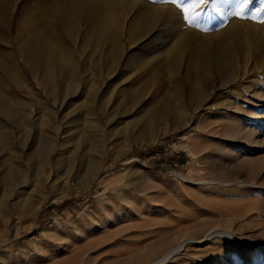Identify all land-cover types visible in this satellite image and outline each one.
Wrapping results in <instances>:
<instances>
[{"label":"rangeland","instance_id":"374dc122","mask_svg":"<svg viewBox=\"0 0 264 264\" xmlns=\"http://www.w3.org/2000/svg\"><path fill=\"white\" fill-rule=\"evenodd\" d=\"M13 1L15 20L40 22L46 13L37 0ZM230 1L223 0L224 12L205 9L196 21L202 27L195 28L176 5L154 0L163 14L186 25L174 37L231 35L244 51L232 60L229 82L209 77L212 89L200 107L182 98L180 119L163 115L151 132L149 127L140 134L141 120L120 114L113 102L121 74L114 72L102 109L81 97V86L71 93L76 101L53 104L43 94L45 122L34 111L30 120L1 123L9 137L0 141V264H150L178 245L163 264H264V59L254 57L244 36L254 29L264 50V25L227 22L222 14L235 6ZM3 40L0 49L10 53ZM128 53L147 56L140 48ZM14 56L15 69L36 94L28 65L16 50ZM164 73L158 85H173L182 70ZM134 81L127 74L122 84ZM22 97L27 103L28 93ZM205 109L196 129L195 114ZM47 137L48 151L37 160L31 147ZM222 230L243 239L241 244Z\"/></svg>","mask_w":264,"mask_h":264},{"label":"bare ground","instance_id":"6f19581e","mask_svg":"<svg viewBox=\"0 0 264 264\" xmlns=\"http://www.w3.org/2000/svg\"><path fill=\"white\" fill-rule=\"evenodd\" d=\"M233 1L236 3V0ZM211 3L216 6L214 11H225L223 0H212ZM15 4L13 0H0V38L11 49L10 53L7 47L0 49V141L9 137L8 132L2 133L1 123H12L19 116L30 120L34 111L41 122L47 120L48 102L44 101L43 94L56 104L60 98L75 100L71 93L75 88L84 86L81 97L84 96L89 103L97 101L99 108H104L106 93L113 87L110 77L114 72L121 73L120 81L114 84L118 87L113 98L118 112L140 119L143 123L140 134L149 127L151 132V127L160 122L163 115L169 114L174 121L183 117L180 107L182 98L192 107H200L207 101L208 92L212 89L209 77L215 75L218 83L229 82L234 73L232 60L244 52L239 40L232 39L231 35L217 33L219 38H214L216 41L210 35L194 39V35L186 32L182 36L178 32L174 37L176 30L180 31L186 25L172 13L163 14L162 5L157 6L154 0H37V4L46 10L40 22L30 17V20H15ZM258 6L252 0L249 10ZM227 14L225 12L222 16L227 17ZM237 20L239 18L226 19L229 23ZM162 27L164 29L160 30ZM171 35L174 39L167 42ZM244 36L249 38L254 57L264 59V50L259 47L260 40L255 30L250 29ZM123 41H126V49L123 48ZM131 46L132 49H129ZM134 48L142 49L147 56L128 53ZM14 50L28 65L30 75L37 82L39 90L36 94L30 90V83H26L15 69L14 61L17 60H14ZM163 55L166 61L156 63L155 60ZM182 58L185 63L180 61ZM120 65L122 69H118ZM166 68H171L175 74L182 70V75L173 85L170 82L158 85V81L166 77ZM127 74L136 76L137 81L122 84ZM236 83L220 87L218 91L228 90ZM24 92L28 93L27 103L22 101ZM32 98H36L35 105H32ZM205 114L206 109L195 114L196 129ZM47 138L38 145L33 143L31 147V150L35 149L37 160L48 151L46 142L50 138ZM141 141L140 144L144 143ZM90 144L97 148V138H92ZM186 146L184 148L188 151ZM220 232L237 243L243 240L230 231ZM261 248L264 250V247ZM175 249L150 264H163Z\"/></svg>","mask_w":264,"mask_h":264},{"label":"snow or ice","instance_id":"6c2138e0","mask_svg":"<svg viewBox=\"0 0 264 264\" xmlns=\"http://www.w3.org/2000/svg\"><path fill=\"white\" fill-rule=\"evenodd\" d=\"M161 3H170L176 5L183 13L184 22L192 27L201 28L196 21L205 13V9L211 8L216 10L214 3L210 4V0H160ZM252 0H236L235 6L227 14L225 19L239 18L250 19L264 25V0H260L259 6L249 10ZM223 27V26H222ZM208 31L207 28L202 29Z\"/></svg>","mask_w":264,"mask_h":264}]
</instances>
